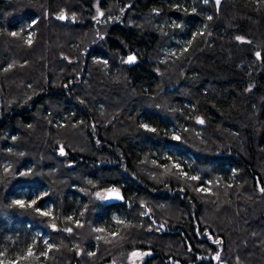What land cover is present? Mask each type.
I'll return each mask as SVG.
<instances>
[{"label": "trees", "instance_id": "1", "mask_svg": "<svg viewBox=\"0 0 264 264\" xmlns=\"http://www.w3.org/2000/svg\"><path fill=\"white\" fill-rule=\"evenodd\" d=\"M113 188L122 202L93 196ZM21 192L41 198L21 209ZM47 199L52 217L36 212ZM138 250L142 264H264V0H0V260Z\"/></svg>", "mask_w": 264, "mask_h": 264}, {"label": "rangeland", "instance_id": "2", "mask_svg": "<svg viewBox=\"0 0 264 264\" xmlns=\"http://www.w3.org/2000/svg\"><path fill=\"white\" fill-rule=\"evenodd\" d=\"M217 6H218V4H217ZM61 16H63L62 19H60L58 17L57 18L60 19L61 22H66L67 21V17L64 14V12H62ZM102 17H103L102 15L98 14L96 17H94L93 19H91L92 22H94V28H95L96 31H98V29L99 28H102L103 25H104L103 22H101ZM142 18L143 17H141L139 19L135 18L137 20H134V17H129V20H130V23L129 24L134 25L137 28H139V26L142 28V25L147 26L149 28V27H151V24L153 25V23H151V21L150 22L149 21H142V24L139 23V21H141ZM68 20L72 24H74L76 22L74 20V18H70ZM35 21H36V17H32V18H30L28 20L27 19L24 20V22H25L24 24H25V28H26L25 29V33H24V40L27 43V45H30L32 43V41H34L36 39V37H37V31L35 29H33V25H34ZM133 23H135V24H133ZM172 23L177 24V22L175 20H173ZM149 30L151 31V29H149ZM40 33H41V31H40ZM177 42H182L183 44L185 43V41L183 39L182 40L177 39ZM130 56H132V55H128V56L126 55V57H128V58ZM128 58L123 59V63L132 64V63L135 62V59H134L133 62L129 63L128 62ZM142 126L145 129V127H144L145 125H142ZM169 132L171 134V138H173V137H179L178 131L175 130L172 126L170 127ZM179 139H175V140L178 141ZM61 151L63 152V154L61 153ZM58 153L60 155H65V150L60 147L58 149ZM163 156H164V158H167V154H164ZM169 162L175 168V170L178 171L181 174L180 175L181 177H183V178L184 177L185 178L186 177L189 178V177H192V176L197 177L196 180L198 181V186H197V191L198 192H201V193H208V192H210V189H211L210 188V180L208 179V177H204L200 173V171L198 169H196L194 167L191 168V165L192 164H188V161L187 160H182L181 161V163L184 164V167L179 166V160H178V162H173V161H169ZM236 181H237V179H236ZM259 187H260V185L258 184V188ZM108 192L109 191H107V190L95 191L93 193V196L96 199V201L103 203L104 198H99L97 196V194L99 193L101 197H105L108 194ZM261 192H262V188H261ZM40 196L41 195L34 196V193L21 192V193L17 194L15 197H13V201L14 200H23V201H25L26 204H28V203H31L32 200H36V203H38L37 201L41 198ZM42 202L43 203L37 205L36 209H39V212L38 211H36V212L38 214L40 212H49L50 215L45 216V217H52L53 216V213H54V205H53V202L50 201V200H48V199L47 200H44ZM53 229H55V227H53ZM37 231H39L38 236L39 237L41 236L42 242H43L42 245L45 246V249L47 248L49 251L54 250L55 249L54 242H52V241L50 242L49 237L46 234H44L41 230H37ZM35 233L37 234L36 231H35ZM45 241H47V244H45ZM48 245H51L52 246L51 249L48 248ZM48 253L49 252L47 250H45L42 253V255H40L39 257L46 258V256H47ZM133 253H138V255H135L134 256ZM150 255H151V253L149 251H146V250L134 251V252L130 253V255H129L128 264H142L144 262V260L148 256H150Z\"/></svg>", "mask_w": 264, "mask_h": 264}, {"label": "snow or ice", "instance_id": "3", "mask_svg": "<svg viewBox=\"0 0 264 264\" xmlns=\"http://www.w3.org/2000/svg\"><path fill=\"white\" fill-rule=\"evenodd\" d=\"M217 3H219V0H217ZM58 18L62 19L63 16L58 17ZM209 19H211V17H209ZM12 35H17V33H12ZM258 55H259V54H258ZM134 59H135V57L130 56V57L128 58V62L131 63V62L134 61ZM199 122H200V123H203V121H199ZM144 127H145V129H146L147 131H149V132H155V131H156L155 129L148 128L147 125H145ZM173 139H179V137H173ZM189 178L192 179V180H196V179H197V177H195V176H192V177H189ZM109 192H110V193H114V194H115V198H117V199H120V198H121L119 192H118L116 189H114V188H113V189H110ZM97 196H98L99 198H106V197H101L99 193L97 194ZM13 204H14L15 206H18V207L21 208V209H26V208H31L33 205H35V204H36V200H32L31 203H28V204H26L25 201H23V200H14V201H13ZM36 211L39 212V209H36ZM39 214H40L41 216H48V215H50L49 212H40ZM69 231H71V229H69ZM96 231H103V229H96ZM45 244H47V241H45ZM51 247H52L51 245H48V248H49V249H51ZM42 252H43V250H42ZM0 255H3V254L0 253ZM133 255H134V256H135V255H138V253H133ZM33 256H34L33 249H32L31 247H29V248L26 250V252H24V253L21 255L20 259H21V260H26V259H28L29 257H33ZM0 264H4V261H3V260H0ZM8 264H19V261H18V260H10V261H8Z\"/></svg>", "mask_w": 264, "mask_h": 264}, {"label": "water", "instance_id": "4", "mask_svg": "<svg viewBox=\"0 0 264 264\" xmlns=\"http://www.w3.org/2000/svg\"><path fill=\"white\" fill-rule=\"evenodd\" d=\"M61 153L63 154V152L61 151ZM259 189V191L261 192V188L259 187L258 188ZM121 197V196H120ZM122 200H123V198L121 197L120 199H117V198H115V194L114 193H109L108 195H107V202H109V201H115V202H122ZM164 229H163V227L161 228V231H163ZM172 264H180L179 262H172Z\"/></svg>", "mask_w": 264, "mask_h": 264}, {"label": "flooded vegetation", "instance_id": "5", "mask_svg": "<svg viewBox=\"0 0 264 264\" xmlns=\"http://www.w3.org/2000/svg\"><path fill=\"white\" fill-rule=\"evenodd\" d=\"M108 194H109V192H108ZM108 194H107V195H108ZM107 195L105 196L106 198H104V200H105L106 202H107Z\"/></svg>", "mask_w": 264, "mask_h": 264}]
</instances>
